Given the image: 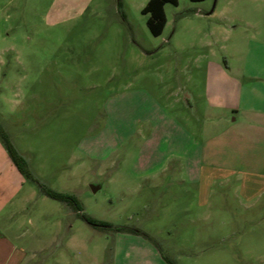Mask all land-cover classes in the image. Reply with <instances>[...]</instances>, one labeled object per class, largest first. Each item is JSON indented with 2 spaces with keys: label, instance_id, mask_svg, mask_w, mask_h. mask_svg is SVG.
Returning a JSON list of instances; mask_svg holds the SVG:
<instances>
[{
  "label": "rangeland",
  "instance_id": "obj_1",
  "mask_svg": "<svg viewBox=\"0 0 264 264\" xmlns=\"http://www.w3.org/2000/svg\"><path fill=\"white\" fill-rule=\"evenodd\" d=\"M147 1L0 0V126L36 180L113 227L86 222L22 174L36 190L24 229L59 230L62 264H264L254 259L264 251V219L225 210L227 188L213 185L206 204L197 174L173 173L167 162L153 172L165 145L154 116L184 97L181 87L201 90L210 63L224 65L231 40L219 50V34L205 35L219 10L249 19L264 0L165 2L157 36L141 12Z\"/></svg>",
  "mask_w": 264,
  "mask_h": 264
},
{
  "label": "crops",
  "instance_id": "obj_2",
  "mask_svg": "<svg viewBox=\"0 0 264 264\" xmlns=\"http://www.w3.org/2000/svg\"><path fill=\"white\" fill-rule=\"evenodd\" d=\"M230 10H219L216 23L205 33L206 38L219 34V50H227L225 42L231 40L229 51L223 52V67L210 63L201 90L194 94L181 87L184 97L177 94L174 101L164 103L165 117L154 116L161 122L155 129L165 145L163 163L156 160L159 165L153 172L165 170L167 162L173 173L197 174V185L206 190V204L216 184L230 191L225 210L259 220L264 219V8L250 10L249 19L242 17L245 12L232 17ZM236 21L241 26L233 25ZM212 44L208 41L207 46ZM190 95L198 100V108L191 105ZM153 103L159 104L154 98ZM191 113L200 119L196 125ZM157 142L155 148L161 145ZM35 194L0 146V264H62L59 230L29 234L24 229L30 220L27 204ZM53 221L47 220L50 225ZM63 235L70 241L69 229ZM248 236L259 241L255 233ZM254 259L264 263V251Z\"/></svg>",
  "mask_w": 264,
  "mask_h": 264
},
{
  "label": "trees",
  "instance_id": "obj_3",
  "mask_svg": "<svg viewBox=\"0 0 264 264\" xmlns=\"http://www.w3.org/2000/svg\"><path fill=\"white\" fill-rule=\"evenodd\" d=\"M192 1H201V0H192ZM165 2L172 3L174 5L177 4V0H148L146 5L141 9L142 13H147L148 17L146 19L147 27L152 35H159L162 32V29L165 24V14L163 10V5ZM118 5H120V2L118 1ZM0 139L6 149V152L9 156V158L12 160L18 171L23 174L25 177L29 178L30 180H33L39 191L44 194L47 197H50L52 199L58 200L68 206L71 207L72 210L75 211V213L85 220L88 223L96 224L98 226L103 227H110L113 228L110 224L103 221H97L93 218L81 213L80 205L77 201V199L69 194L57 192L54 190H51L49 188H46L44 185H42L38 180H36L29 172L26 162L23 159V157L15 150L13 145L11 144L9 138L4 133L0 126ZM116 230H121L123 227L116 226L114 227Z\"/></svg>",
  "mask_w": 264,
  "mask_h": 264
},
{
  "label": "water",
  "instance_id": "obj_4",
  "mask_svg": "<svg viewBox=\"0 0 264 264\" xmlns=\"http://www.w3.org/2000/svg\"><path fill=\"white\" fill-rule=\"evenodd\" d=\"M91 189H92V190H95V189H96V187H95V186H91Z\"/></svg>",
  "mask_w": 264,
  "mask_h": 264
}]
</instances>
